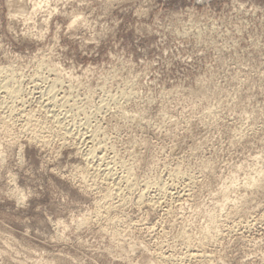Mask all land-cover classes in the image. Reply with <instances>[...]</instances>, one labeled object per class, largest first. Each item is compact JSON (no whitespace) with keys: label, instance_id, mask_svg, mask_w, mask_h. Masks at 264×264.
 I'll return each instance as SVG.
<instances>
[{"label":"rangeland","instance_id":"rangeland-1","mask_svg":"<svg viewBox=\"0 0 264 264\" xmlns=\"http://www.w3.org/2000/svg\"><path fill=\"white\" fill-rule=\"evenodd\" d=\"M0 264H264V0H0Z\"/></svg>","mask_w":264,"mask_h":264},{"label":"bare ground","instance_id":"bare-ground-1","mask_svg":"<svg viewBox=\"0 0 264 264\" xmlns=\"http://www.w3.org/2000/svg\"><path fill=\"white\" fill-rule=\"evenodd\" d=\"M30 3H31V2H30ZM32 3H33V2H32ZM36 3H37V2H36ZM44 3H45V2H44ZM39 10H40V9H39ZM48 15H49V14H48ZM70 19H71V18H70ZM55 67H56V66H55ZM47 76H48V75H47ZM6 89H8V88H6ZM5 92H6V91H5ZM50 93H51V92H50ZM53 97H54V96H53ZM53 97H51L50 100H51ZM45 99H46V98H45ZM42 101H43V100H42ZM48 101H49V100H48ZM44 103H45V102H44ZM51 105H52V104H51ZM98 109H99V108H98ZM101 112H102V111H101ZM59 115H60V114H59ZM57 122H58V121H57ZM84 122H85V121H84ZM64 124H65V123H64ZM20 128H21V127H20ZM79 136H80V135H79ZM83 136H85V135L83 134ZM83 136H81L80 138H82ZM89 137H91V136H89ZM89 137H88V138H89ZM93 137H94V136H93ZM80 138H79V140H80ZM83 138H84V137H83ZM91 139H92V138H91ZM79 140H78V141H79ZM82 141L85 142L84 139H83ZM91 148H92V147H91ZM88 149H89V148H88ZM86 150H87V148H86ZM88 151H89V150H88ZM88 151H86L87 154H85V155H88V154H89V156H86V158H85V160L88 159L87 162H89L90 157L93 158V156H94L93 154H92L93 156L90 155V154L93 153V152H91V151L88 152ZM92 151H93V150H92ZM97 156H99V154H97ZM94 157H96V155H95ZM99 158H100V157H98V159H99ZM98 159L95 158L94 160H98ZM99 160H100V159H99ZM103 160H104V159H103ZM90 161H92V160H90ZM95 162H96V161H95ZM98 162H100V161H98ZM92 163H93V162H92ZM103 163H105V162H103ZM97 164H98V163H96V165H97ZM99 164H100V163H99ZM99 164H98V165H99ZM98 165H97V166H98ZM100 165H101V164H100ZM106 165L108 166V164H105V166H106ZM101 167H103V166H101ZM98 170L101 171L100 168H99ZM108 170H109V169H108ZM110 172H111V170H110ZM103 175H104V174H103ZM106 176H108V175H106ZM109 177H110V176H109ZM103 178H104V177H103ZM122 184H123V183H122ZM162 186H163V185H162ZM153 196H154V195H153ZM254 220H255V219H254ZM160 254H161V253H160Z\"/></svg>","mask_w":264,"mask_h":264}]
</instances>
